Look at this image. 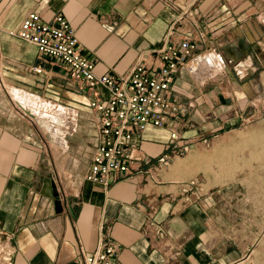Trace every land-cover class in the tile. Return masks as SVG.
Returning a JSON list of instances; mask_svg holds the SVG:
<instances>
[{"label":"crops","instance_id":"1","mask_svg":"<svg viewBox=\"0 0 264 264\" xmlns=\"http://www.w3.org/2000/svg\"><path fill=\"white\" fill-rule=\"evenodd\" d=\"M30 11L45 21L62 14L97 74L150 63L170 26L174 41L190 37L197 50L170 86L181 105L178 139L149 127L132 138L127 175L107 188L85 181L98 132L91 93L73 91L50 60L41 63L46 73L31 70L40 62L35 47L8 34ZM207 59L219 74L211 86L198 77L191 86L187 77ZM263 69L264 0H0V230L10 234L13 264H82L103 236L117 244L122 264H222L207 250L204 200H185L161 162L219 123L224 80L234 102L251 103ZM9 90L26 97L34 114Z\"/></svg>","mask_w":264,"mask_h":264},{"label":"built area","instance_id":"2","mask_svg":"<svg viewBox=\"0 0 264 264\" xmlns=\"http://www.w3.org/2000/svg\"><path fill=\"white\" fill-rule=\"evenodd\" d=\"M174 31L173 26L168 28L150 63L141 60L128 73L114 75L95 73L94 62L81 52L75 30L62 14L45 21L37 11H30L16 29L8 30L9 35L35 47L40 62L31 66L34 73H46L41 63L50 60L64 69L63 77L73 91L91 93L89 107L96 114L98 132L85 181L107 188L127 175L135 157L132 138L149 127L166 129L171 143L178 139L176 125L181 105L170 86L197 45L188 36L174 41ZM45 86L55 88L53 82ZM63 87L60 81L56 84L59 90ZM168 158H162L163 166L168 165ZM9 236L0 230V264H13L14 248ZM82 264H122L117 244L103 236L94 251L83 255Z\"/></svg>","mask_w":264,"mask_h":264},{"label":"rangeland","instance_id":"3","mask_svg":"<svg viewBox=\"0 0 264 264\" xmlns=\"http://www.w3.org/2000/svg\"><path fill=\"white\" fill-rule=\"evenodd\" d=\"M202 72L187 77L191 86L197 77L204 87L212 85L217 68ZM261 75V91L251 103L234 102L224 80L219 123L177 145L163 166H170L167 177L180 182L185 200H204L207 250L222 264H264V69Z\"/></svg>","mask_w":264,"mask_h":264},{"label":"bare ground","instance_id":"4","mask_svg":"<svg viewBox=\"0 0 264 264\" xmlns=\"http://www.w3.org/2000/svg\"><path fill=\"white\" fill-rule=\"evenodd\" d=\"M212 60H210V59H207L205 62H204V64H205V68L203 67L202 69H201V71H203V70H206V71H210L211 69H215V64H213V62H211ZM213 64V65H212ZM200 68H201V66H200ZM207 68V69H206ZM209 68H211L210 70H209ZM196 70H198V69H196ZM201 71H200V69H199V71H197V73L198 74H200L201 73ZM215 70H213V72H214ZM195 73V72H194ZM193 73V74H194ZM206 72H204V74H205ZM211 73V72H210ZM209 72H208V74H210ZM218 73V72H217ZM203 74V75H204ZM219 74V73H218ZM213 75V74H212ZM215 76H216V73H215ZM214 76V77H215ZM219 76V75H218ZM217 76V77H218ZM212 77V76H211ZM219 78V77H218ZM9 92H10V94L12 95V97L14 98V99H20L21 101H22V103H25L26 104V106H25V111H27V114L28 113H31V114H34V112L33 111H31L29 108L30 107H28V100L26 99V97H24V96H22V95H20L19 93H16L17 91H12V90H9ZM24 92V91H23ZM25 94H27L29 97H31L30 96V94L29 93H26V92H24ZM32 98V97H31ZM32 99H34V100H37V98H32ZM39 102H40V99H39ZM22 107V106H21ZM51 106H49V108H50ZM23 108V107H22ZM48 108V109H49ZM51 109V108H50ZM62 109L63 108H59L57 111L58 112H62ZM49 113V112H48ZM35 114H36V117H40V118H42V120L43 119H48L47 118V116L44 114H41V113H38V112H35ZM51 115V114H50ZM49 117V116H48ZM52 122V121H51ZM54 128V127H53ZM52 129V128H51ZM54 130V129H53ZM64 133V132H63ZM64 138L62 137V140H63Z\"/></svg>","mask_w":264,"mask_h":264},{"label":"water","instance_id":"5","mask_svg":"<svg viewBox=\"0 0 264 264\" xmlns=\"http://www.w3.org/2000/svg\"><path fill=\"white\" fill-rule=\"evenodd\" d=\"M29 115H32L31 113H29Z\"/></svg>","mask_w":264,"mask_h":264}]
</instances>
